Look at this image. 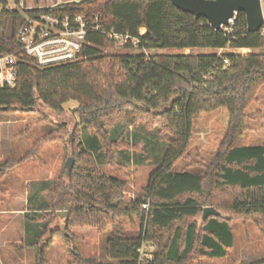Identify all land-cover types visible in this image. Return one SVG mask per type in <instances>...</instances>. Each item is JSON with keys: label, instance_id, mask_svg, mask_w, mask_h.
Masks as SVG:
<instances>
[{"label": "trees", "instance_id": "obj_1", "mask_svg": "<svg viewBox=\"0 0 264 264\" xmlns=\"http://www.w3.org/2000/svg\"><path fill=\"white\" fill-rule=\"evenodd\" d=\"M2 4L0 53L14 52L20 59L15 85L0 87V110L35 111L45 105L61 112L65 102L75 100L79 126L95 133L89 142L80 128L74 130L75 162L70 173L32 182L23 221L26 246L40 245L48 217L66 211V227L112 228L104 247L112 261L84 258L74 249L77 264H195L201 258L229 253L233 220L258 217L264 222V144L241 143L248 127L246 110L264 84V34L247 30L244 12L235 14L233 24L214 29L205 18H195L170 0H68L52 7L21 9L7 8L6 0ZM41 11L98 14L105 31L89 32L75 60L39 67L33 58H21L17 30L27 17ZM140 26L145 28L141 35ZM110 28L138 36L134 49L141 51L103 52L114 47L106 34ZM167 47L229 49L142 52ZM240 47L251 51H233ZM219 107L227 109L228 122L217 152L202 163L201 170L172 171L189 144L194 117ZM120 113L125 123L113 120ZM137 114L147 120L137 123ZM115 123H120L117 135L112 130ZM131 124L147 132L153 125L155 135L165 132L169 139L161 164L141 193L126 200L125 181L103 172L96 156L103 154L109 164H117L113 148L118 143L128 145L117 138ZM10 166L5 162L0 171ZM204 206L220 214L201 220ZM133 218L138 219L140 230L136 235L123 234L120 221ZM143 243L153 247L150 257L140 256ZM47 246L48 242L39 246L40 262ZM249 264H264V260Z\"/></svg>", "mask_w": 264, "mask_h": 264}, {"label": "rangeland", "instance_id": "obj_2", "mask_svg": "<svg viewBox=\"0 0 264 264\" xmlns=\"http://www.w3.org/2000/svg\"><path fill=\"white\" fill-rule=\"evenodd\" d=\"M68 0H6V7L49 6ZM264 12V8H263ZM229 48L210 47L157 48L144 49L151 53H210L222 52ZM103 52L127 53L141 51L133 48H103ZM244 52V50H241ZM77 101L69 100L63 104L61 112H55L45 105L35 111L0 110V165L8 162L7 169L0 171V264H77L72 250L76 249L82 257H94L99 262H109L105 254V241L111 234L108 225L103 229L93 226H68L64 217L66 211H58L59 216L51 215L48 230L37 247L25 245L23 237L24 212L27 207V193L32 182L55 179L66 172V160L73 158L75 145L74 130L80 128L83 135L92 141L93 129L79 126L75 107ZM247 129L241 139L243 145L264 144V84L259 88L256 100L247 108ZM116 122L127 120L123 113L113 116ZM142 114L135 121L145 122ZM228 113L225 107L201 112L192 121L191 136L184 154L173 164L171 170L179 172L201 170L202 163L208 162L217 152L221 139L227 129ZM108 123V122H107ZM115 123L114 135L118 126ZM151 132L127 125V130L117 138L127 144L118 143L113 152L117 164H109L103 154L96 156L100 169L106 174L125 181L124 198L136 197L146 185L150 174L161 164L168 146L169 135L158 132L150 125ZM91 149L89 143L83 144ZM93 153L94 149L91 150ZM72 169V168H71ZM71 172V170H70ZM69 172V173H70ZM66 212V214H62ZM122 233L136 235L140 230L137 218L120 221ZM234 244L224 257L201 258L195 264H249L264 260V222L255 217L249 220L232 221ZM48 242L43 249V262L39 259V246ZM143 253L148 254L153 247L143 243Z\"/></svg>", "mask_w": 264, "mask_h": 264}, {"label": "built area", "instance_id": "obj_3", "mask_svg": "<svg viewBox=\"0 0 264 264\" xmlns=\"http://www.w3.org/2000/svg\"><path fill=\"white\" fill-rule=\"evenodd\" d=\"M260 1L263 8L264 0ZM55 4L24 7L20 3V7L17 9L52 7ZM2 8L3 4L0 0V11ZM7 8L12 7L8 6ZM234 17L235 15L229 19L227 26L233 24ZM103 28L102 20L98 14L41 11L34 16L27 17L24 24L17 30L21 58L24 55L29 56L39 67L73 61L77 58L82 46L87 43V34L89 32H104ZM259 30L261 34H264V19ZM144 31L145 28L140 26L138 34L141 35ZM106 34L116 47L125 48V45L130 43V48L134 49L139 42L138 36H132L127 32H118L113 28L107 30ZM19 59V56L14 52L0 53V87L15 85L17 79L16 63ZM141 207L146 208L147 204L142 203ZM142 245L138 249L140 256L143 258L150 257V253H143Z\"/></svg>", "mask_w": 264, "mask_h": 264}, {"label": "water", "instance_id": "obj_4", "mask_svg": "<svg viewBox=\"0 0 264 264\" xmlns=\"http://www.w3.org/2000/svg\"><path fill=\"white\" fill-rule=\"evenodd\" d=\"M178 9L191 13L195 18L203 17L214 29H220L229 24L238 11H242L246 18L248 31H258L263 23V8L260 0H170ZM32 107H29L30 110ZM73 158L66 160V172H70ZM60 214V213H59ZM63 215L66 212L62 213ZM220 212L212 206H204L201 220L208 216L219 215Z\"/></svg>", "mask_w": 264, "mask_h": 264}, {"label": "crops", "instance_id": "obj_5", "mask_svg": "<svg viewBox=\"0 0 264 264\" xmlns=\"http://www.w3.org/2000/svg\"><path fill=\"white\" fill-rule=\"evenodd\" d=\"M241 50H244V52H242ZM236 53H241V54H245V53H249L251 51L250 48L247 47H240V48H236L233 50ZM233 231V229H232ZM233 244H234V233H233Z\"/></svg>", "mask_w": 264, "mask_h": 264}]
</instances>
